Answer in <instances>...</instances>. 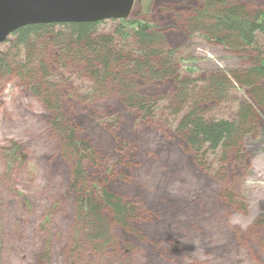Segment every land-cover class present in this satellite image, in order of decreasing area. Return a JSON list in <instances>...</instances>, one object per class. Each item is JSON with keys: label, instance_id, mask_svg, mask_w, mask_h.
Wrapping results in <instances>:
<instances>
[{"label": "rangeland", "instance_id": "rangeland-1", "mask_svg": "<svg viewBox=\"0 0 264 264\" xmlns=\"http://www.w3.org/2000/svg\"><path fill=\"white\" fill-rule=\"evenodd\" d=\"M235 1L264 10V0ZM200 7L197 0H135L127 19L161 34L182 78L199 87L206 72L235 81L232 72L252 67L254 52H232L190 31L189 16ZM118 20L98 31L114 33ZM5 41L0 50L12 54V40ZM47 65L59 110L92 155L65 150L52 122L54 98L14 71L0 74V264H264V103L250 89L233 82L223 102L210 104V113L233 119L244 103L256 120L235 156L219 150L203 163L172 120V80L136 81L137 93L156 100L144 115L113 91H97L78 64ZM78 163L83 193L94 184L135 208L125 224L109 223L105 245L86 237L73 183Z\"/></svg>", "mask_w": 264, "mask_h": 264}, {"label": "trees", "instance_id": "trees-1", "mask_svg": "<svg viewBox=\"0 0 264 264\" xmlns=\"http://www.w3.org/2000/svg\"><path fill=\"white\" fill-rule=\"evenodd\" d=\"M197 1L201 7L189 16L190 31H200L207 40L232 52H254L252 67H245L241 74L231 71L235 81L220 73L206 72L203 73L205 85L199 87L197 82L182 78L181 71L176 70L178 55L164 49L161 34L142 20L127 18L118 20L112 34L98 31L105 20L22 26L7 38L12 40L13 53L5 48L0 50V74L14 71L22 79H28L33 90L41 92L45 99L54 98L50 106L55 111L52 122L65 138V150L86 156L92 155L88 144L75 139L73 129L59 110L57 91L47 81V61L78 64L97 91H113L125 106L136 107L144 115L153 109L156 100L137 93L136 81L172 80L176 83L172 120L195 157L205 163L208 153L215 155L219 150L226 151V156H235L240 140L253 130L254 112L243 103L233 120L210 113L209 106L223 102L228 90L235 88L233 82L250 89L257 104L264 103V89L258 85L259 81L264 82V48L260 45L264 38V10L247 8L235 0ZM45 103L50 105L47 100ZM17 148L8 155H15ZM73 174L74 186L80 188V218L89 230L86 237L90 242L98 240L100 246L105 245L110 241L109 223L125 224L135 214V208L105 188L95 190L94 184L83 193L86 181L79 163ZM258 221L264 225V216Z\"/></svg>", "mask_w": 264, "mask_h": 264}, {"label": "water", "instance_id": "water-1", "mask_svg": "<svg viewBox=\"0 0 264 264\" xmlns=\"http://www.w3.org/2000/svg\"><path fill=\"white\" fill-rule=\"evenodd\" d=\"M135 0H0V44L30 24L127 18Z\"/></svg>", "mask_w": 264, "mask_h": 264}]
</instances>
